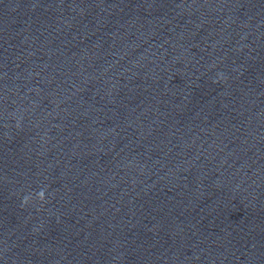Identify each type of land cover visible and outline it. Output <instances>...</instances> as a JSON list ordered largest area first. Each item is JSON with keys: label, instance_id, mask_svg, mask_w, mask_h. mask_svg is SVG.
Here are the masks:
<instances>
[{"label": "clouds", "instance_id": "9594fccd", "mask_svg": "<svg viewBox=\"0 0 264 264\" xmlns=\"http://www.w3.org/2000/svg\"><path fill=\"white\" fill-rule=\"evenodd\" d=\"M37 198L41 201L44 200V191H40L39 193H37ZM29 201V198L28 197H25L22 201V206L23 205H26Z\"/></svg>", "mask_w": 264, "mask_h": 264}]
</instances>
